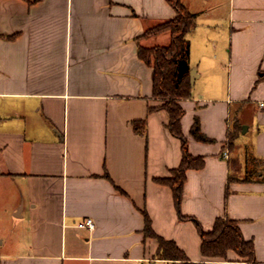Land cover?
Returning a JSON list of instances; mask_svg holds the SVG:
<instances>
[{"label":"crops","instance_id":"0c3cea01","mask_svg":"<svg viewBox=\"0 0 264 264\" xmlns=\"http://www.w3.org/2000/svg\"><path fill=\"white\" fill-rule=\"evenodd\" d=\"M197 71L182 131L202 169L172 177L182 144L165 110L149 112L153 68L137 39L173 19L166 0H0V264H171L153 231L193 263L219 218L238 223L264 264V0H184ZM169 33L143 39L167 46ZM198 118L211 143L195 140ZM146 120L147 136L133 122ZM234 122L240 133L229 147ZM225 151L229 159L223 158ZM88 218L93 231L80 227Z\"/></svg>","mask_w":264,"mask_h":264},{"label":"trees","instance_id":"16d2710c","mask_svg":"<svg viewBox=\"0 0 264 264\" xmlns=\"http://www.w3.org/2000/svg\"><path fill=\"white\" fill-rule=\"evenodd\" d=\"M174 9L176 16L173 19L156 23L148 27L144 34L137 39L139 58L147 66L153 68V98L160 102L157 107H149V112L165 110L169 114L168 129L171 134L180 139L182 144V161L177 169L171 171L172 177L156 179V182L171 188L176 207L179 211L183 198L186 173L190 169H202L205 166V157H193L188 148V140L182 131V119L185 109L181 101L193 97L190 67V41L188 34L197 26L196 15L191 13L184 4V0H166ZM169 33L170 44L167 46H147L142 40L149 37ZM135 130L147 136L146 120L133 122ZM229 133V147L240 133V126L234 122ZM195 140L211 143L212 140L201 131L199 119L196 117L191 129ZM180 212V211H179ZM145 235L158 241L157 258L167 260L171 264H206L193 263L174 241L166 240L157 235L152 228L151 219L145 212ZM182 220H193L201 237L202 256L209 261H228L229 253H235L248 264H258L256 261L255 246L252 240H247L238 223L229 218L216 220L213 230L205 232L201 225L191 217Z\"/></svg>","mask_w":264,"mask_h":264},{"label":"built area","instance_id":"2783aa9c","mask_svg":"<svg viewBox=\"0 0 264 264\" xmlns=\"http://www.w3.org/2000/svg\"><path fill=\"white\" fill-rule=\"evenodd\" d=\"M261 107H264V103H261ZM223 158L229 159V152L225 151ZM80 227L87 228L90 231H93L96 227L95 222L92 218H88L84 223L80 224Z\"/></svg>","mask_w":264,"mask_h":264},{"label":"water","instance_id":"95a60500","mask_svg":"<svg viewBox=\"0 0 264 264\" xmlns=\"http://www.w3.org/2000/svg\"><path fill=\"white\" fill-rule=\"evenodd\" d=\"M191 85L194 86L195 85V80L197 78V71L196 70H191Z\"/></svg>","mask_w":264,"mask_h":264}]
</instances>
